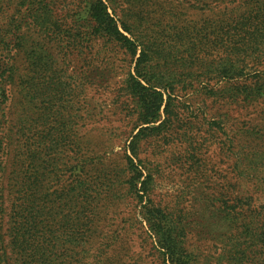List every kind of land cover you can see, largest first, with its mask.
Here are the masks:
<instances>
[{
  "label": "rangeland",
  "instance_id": "obj_1",
  "mask_svg": "<svg viewBox=\"0 0 264 264\" xmlns=\"http://www.w3.org/2000/svg\"><path fill=\"white\" fill-rule=\"evenodd\" d=\"M47 1L58 22L51 29L28 16L22 0H0V58L6 53L3 29L19 20L25 44L11 50L19 75L16 84L8 86L7 134H14L15 149L25 146L41 152L42 161H56L54 171L47 169L49 165L42 167L41 180L45 194L57 189L65 195L55 202L61 204L57 228L65 247H78L73 235L75 216L65 224L60 218L65 215L62 210L72 212H68L73 196L69 189L75 171H66L79 153L93 152L98 157L86 165L82 203L77 202L88 201L90 207L94 197L100 199L99 219L92 227L99 234L88 237L91 226L84 223L80 244L84 262L170 264L162 256V238L176 231L184 236L173 228L174 220H180L187 231L183 247L198 254L201 263L228 264L220 257L230 254V258L238 256L237 264H252L241 254L251 231L246 223L236 230L241 222L236 225L231 219L237 214L249 217L254 207L264 205V101L249 103L238 95V87L255 79L226 84L212 73L219 61L216 56L208 60L200 50H204L201 42L206 31L224 18L247 15L262 0H116L112 8L120 31L159 50L149 61L152 72L176 90L168 124L144 131L136 139L142 130L165 121L170 93L162 91L161 120L144 124L130 79V75L137 78L140 51L133 56L115 42L92 34L88 22L74 27L64 23V19L84 17L91 0ZM247 1L254 2L252 8ZM121 23L132 33H125ZM37 56L44 58L46 72L33 87L31 65ZM207 66L212 71L205 75ZM49 79L54 84L49 86ZM133 166L140 182H147L137 183L139 195L130 184ZM257 184L262 190H257ZM45 197L43 208L49 214L51 202ZM251 198V208L237 206L236 200L251 203ZM87 215L84 211L82 218ZM226 215L229 219L221 222Z\"/></svg>",
  "mask_w": 264,
  "mask_h": 264
},
{
  "label": "trees",
  "instance_id": "obj_2",
  "mask_svg": "<svg viewBox=\"0 0 264 264\" xmlns=\"http://www.w3.org/2000/svg\"><path fill=\"white\" fill-rule=\"evenodd\" d=\"M106 1L111 4V8L106 5L104 6L101 0H91L90 8H88L84 17L74 18L70 22H67L68 19H64V23L74 27L78 22H83L84 24L88 22L92 34L101 36L109 42H115L133 56L140 51V57L135 68L137 78L130 75V79L132 80V93L137 99V108L140 111V118L144 124L151 125L161 120L160 113L164 98L162 91L170 93L168 104L164 110L165 121L154 128L142 130L135 137L136 139L143 136L144 131H157L162 126L168 124L171 96L176 90L173 84L162 82L152 72L149 61L151 55H155L159 50L147 46L145 42L138 38L130 39L122 33L115 20L118 14L112 8L116 0ZM262 2L261 4H257L255 10L249 12L247 15L240 16L238 19L224 18L218 26L203 34L201 42L202 47H204V50H200L201 53H206L208 60L213 56H216V60H219L218 64H216L217 66L214 64L213 67L216 68L214 69L215 72L212 73L221 78L226 84L236 85L234 82H246L248 78L255 79V81L246 82L241 87H238L241 90L240 93L238 92V95L249 103L251 101H259L260 99L264 101V78L262 77L264 76V70H262L264 68V0ZM253 3L252 1H247L246 5H250L252 8ZM21 5L26 7L24 8L28 11V16L33 19L38 18L41 25L48 27L47 29H51V26L55 27L54 25L58 23L54 21V17L51 14L52 9H49L47 0H39L38 2L37 0H22ZM111 9L112 14L109 13ZM18 21L8 24L3 29L2 41H4V44L2 45V49L6 53L4 58H0V264H87L82 257L85 251L80 247L83 240L82 229L84 228V223H86V226H91L86 231L88 237L99 234L96 232V228L92 230V227H96L99 219L101 201L98 197H94L90 203V207H88V201L84 202V205H79V202L82 203L80 197L82 196V189L85 184L83 176L86 165L91 164L90 162L95 157H98L97 154L93 152L79 153L74 159L75 164L70 166L66 171L67 173L75 171V178L71 189H69V192L73 193V196H67V198L70 197L71 201V209H68V212L70 210L72 212L68 215L66 214L67 210L61 209L65 215L60 218L61 223L65 224L70 223L71 216H75L76 228L73 230V235H75L74 241L78 245L77 248H66V242L63 241V237L59 234V228H57L59 220L56 213L61 204L55 205V202L63 200L65 195L63 196V192L57 189H53V191L48 189V192L45 194L41 180L42 167L49 165L47 169L50 172L54 171L56 161L54 159L53 162L52 160L50 162L48 160L42 161L41 152L26 150L25 146L15 149L13 145L14 134L13 136L10 133L7 134L10 128L8 86L15 85L17 76L19 75L18 69L12 65L14 52H11V50L16 49L21 43L25 44L24 40H22L23 38L20 37L21 31L18 27V23L20 22ZM80 23L78 25H81ZM121 25L125 33H132L131 28L125 23H121ZM56 30L59 29L57 28ZM16 35L18 38L14 39L13 37ZM69 35L72 36L70 31ZM252 42L256 43V47L254 44H251ZM261 45L263 48H261ZM3 55L1 54V56ZM194 55L196 58L198 57L197 53ZM216 60H212V62ZM31 66L35 75L32 78V85L33 87H37L36 82L39 80V76L46 72L44 58L37 56ZM211 71L207 66L203 73L207 75ZM48 81L49 86L54 84V79H49ZM251 158L254 157L252 156ZM134 169L135 167L133 166L132 170H130V184L137 191V195H139L137 183H142L145 186L147 182H140L141 175L137 168ZM57 184L61 186L59 182ZM256 186L257 190H262L261 186L258 184ZM44 197L45 200H50L51 202V212L49 214L43 208V203H45ZM236 202L242 204L237 203L240 209L243 205L251 208L253 204L252 198L251 203H245L242 199H238ZM84 211L88 215L82 218ZM251 211L253 213L249 217H246L244 214H237L231 220L236 225L241 222V225H237L236 230L242 228L244 223H246L247 230L251 231V236L249 240L245 241L241 254L251 259L250 262L252 264H264V205L256 206ZM224 219L228 220V215L223 216L221 222ZM148 221L153 224L151 220ZM79 223L81 225L77 227ZM151 224L149 227H151ZM173 228L183 232L186 237L187 231L183 226V221L174 220ZM175 234L177 235L174 236ZM169 236L168 239L166 236L162 238V247L164 249L162 256L167 257V262L170 264H203L199 261L198 254H194L183 247L182 237L184 236L181 237L177 231L173 235L170 233ZM100 249L95 248L97 252ZM247 249L251 250L249 256H247ZM220 258L221 260L224 258L229 260L228 264H237L235 261H237L238 256L235 255L234 258H230L229 254L227 257L221 256ZM219 264L223 263L219 262Z\"/></svg>",
  "mask_w": 264,
  "mask_h": 264
}]
</instances>
